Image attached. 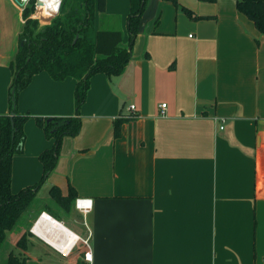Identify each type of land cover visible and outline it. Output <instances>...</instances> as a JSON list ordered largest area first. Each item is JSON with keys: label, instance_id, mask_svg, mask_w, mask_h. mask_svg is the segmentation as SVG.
I'll list each match as a JSON object with an SVG mask.
<instances>
[{"label": "crops", "instance_id": "1", "mask_svg": "<svg viewBox=\"0 0 264 264\" xmlns=\"http://www.w3.org/2000/svg\"><path fill=\"white\" fill-rule=\"evenodd\" d=\"M178 2L150 0L124 71L91 77L82 129L64 137L41 188L66 195L72 185L94 207L87 216L74 204L55 210L56 222L35 220L26 250L18 247L27 264H264V36L236 0ZM50 6L42 18L56 11ZM129 11L130 0H107L126 44ZM20 19L23 26L16 0H0V114L9 111ZM102 24L98 13L95 28ZM76 84L36 73L18 110L73 116ZM26 127L21 188L41 178L39 154L54 144L36 119Z\"/></svg>", "mask_w": 264, "mask_h": 264}, {"label": "trees", "instance_id": "2", "mask_svg": "<svg viewBox=\"0 0 264 264\" xmlns=\"http://www.w3.org/2000/svg\"><path fill=\"white\" fill-rule=\"evenodd\" d=\"M36 1L31 0L23 9L24 24L19 33L18 49L10 63L9 111L0 114V249L8 233L26 217L25 230L17 242V247L23 251L27 248L28 228L42 212L48 211L60 220L52 204L39 197V190L58 165L64 137L76 136L82 129L80 112L88 96L91 77L100 72L109 76L121 74L132 59L139 24L150 3V0H130L127 17L129 40L126 44L120 19L106 13L107 0H62L58 13L42 26L39 18L33 17ZM167 1L179 4L178 0ZM236 5L264 36V0H236ZM57 8L50 6L49 11ZM98 13L103 24L96 29ZM42 71L54 80L76 79V113L69 117L34 116L45 135L54 139V144L39 154L43 167L41 178L15 192L12 189L14 156L24 150L25 124L32 116L19 112L18 100L33 76ZM49 118H52L51 122H48ZM127 119L122 116L114 120L115 138L120 136L122 123ZM48 193L49 199L67 211L78 197L72 185L66 195L57 185H52ZM7 264H27V257L11 251Z\"/></svg>", "mask_w": 264, "mask_h": 264}, {"label": "rangeland", "instance_id": "3", "mask_svg": "<svg viewBox=\"0 0 264 264\" xmlns=\"http://www.w3.org/2000/svg\"><path fill=\"white\" fill-rule=\"evenodd\" d=\"M29 2H31V0ZM58 5H59V3H58ZM58 5H51V7H58ZM36 10H37V12H35L33 14V17L36 16L37 18H39L41 26L46 24V23H48L49 21H51V19L54 17L53 16L52 18L51 17L50 18L49 17L48 18H42V16L40 15V10H38V8H36ZM22 27L23 26H22V22H21V19H20V30L22 29ZM17 43H18V40L14 39V53L16 51ZM4 51L8 52L9 50H2L1 52H4ZM6 52L3 53L5 56L7 55ZM32 118L35 119L34 115H32L27 120V122L25 124V132H26L27 135H28V133L26 131V128H27L26 126L28 124V121L30 119H32ZM25 144H26V142H25ZM20 155H22V156H20ZM25 155H27L26 146H24V150H23L22 153H17L14 156L12 189L16 190V191H18L22 187V186H19L20 183L18 184V182H16V180H18V178H17L18 176H21L20 173H22V170L24 168V162H23L22 158L26 157ZM15 173H16V175H15ZM50 188H51V186H49V187H46V185L43 186V188H41V191L39 193V197L44 198L45 200L50 202L52 204V206L54 207V210L60 212V210H62V209L59 206H57V204L54 203L51 199L48 198V196H49L48 192H49ZM62 213L65 214L64 211H62ZM64 216H66V215H64ZM24 219L26 220L27 217L24 218ZM24 219H22V221L17 225V227L14 230H12V231H10L8 233V236H7L6 240H5L2 248L0 249V264H7L8 255H9V253L11 251H15L16 254H20V257H26V253L25 252H21V250L17 247V242L21 238L23 230H25ZM87 219L88 218L84 219V223L83 224H84V227L87 229L88 234H90L91 228H90L89 220H87Z\"/></svg>", "mask_w": 264, "mask_h": 264}, {"label": "built area", "instance_id": "4", "mask_svg": "<svg viewBox=\"0 0 264 264\" xmlns=\"http://www.w3.org/2000/svg\"><path fill=\"white\" fill-rule=\"evenodd\" d=\"M30 0H26V4L24 6H21L22 9H24L27 4L29 3ZM36 8H38V10H40L41 6L37 5V1H36ZM37 12V10H36ZM36 17V16H35ZM166 103H162L161 107L162 109L166 108ZM127 117L129 118H133L135 116H137V112H136V107L134 104H131L130 107H129V112L128 114H126ZM222 122H225V119L222 118ZM221 127H224L223 125ZM75 207L82 213L84 214L85 216H87L88 213H90L94 207V202H93V199L91 197H84V196H79L76 198L75 200ZM51 220V219H55L53 217V215H51L50 213H47V212H43L37 219H36V222H35V225H37L39 222L40 224H42V220ZM57 220V219H55ZM45 226V225H43ZM87 246H88V252L86 254V258L88 260V262L91 263V260H92V252H91V249H90V244H89V239L85 240Z\"/></svg>", "mask_w": 264, "mask_h": 264}, {"label": "bare ground", "instance_id": "5", "mask_svg": "<svg viewBox=\"0 0 264 264\" xmlns=\"http://www.w3.org/2000/svg\"><path fill=\"white\" fill-rule=\"evenodd\" d=\"M59 1L60 0H44V4L41 6V7H45V6H50V5H58V3H59ZM46 220V219H45ZM48 221H51V222H56V220L55 219H51V220H48ZM43 225H45V226H43ZM43 228H42V226H40L41 228V230L42 229H44L45 227H46V224H44L43 223ZM48 226V225H47ZM49 235V234H48ZM47 236V235H46ZM58 240L60 241V243L61 244H63L64 245V243L66 242V241H64V240H66L65 238H63V237H59L58 238Z\"/></svg>", "mask_w": 264, "mask_h": 264}, {"label": "water", "instance_id": "6", "mask_svg": "<svg viewBox=\"0 0 264 264\" xmlns=\"http://www.w3.org/2000/svg\"><path fill=\"white\" fill-rule=\"evenodd\" d=\"M16 2L20 6H24L26 4V0H16ZM61 2H62V0H60V2H59L57 10L53 14H49V18L50 17L52 18L53 16H55L58 13L60 6H61ZM43 4H44V0H37V5L42 6ZM77 37H78V35H77ZM77 37H76V39H77ZM76 39H75V41H76ZM51 121H52V118H49L48 122H51Z\"/></svg>", "mask_w": 264, "mask_h": 264}]
</instances>
